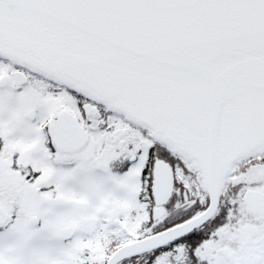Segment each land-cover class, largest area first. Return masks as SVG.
Masks as SVG:
<instances>
[{"label": "snow or ice", "instance_id": "6c2138e0", "mask_svg": "<svg viewBox=\"0 0 264 264\" xmlns=\"http://www.w3.org/2000/svg\"><path fill=\"white\" fill-rule=\"evenodd\" d=\"M0 264H264V0H0Z\"/></svg>", "mask_w": 264, "mask_h": 264}]
</instances>
